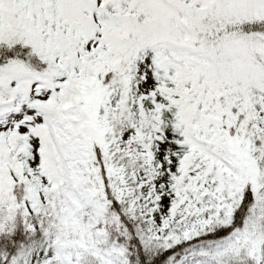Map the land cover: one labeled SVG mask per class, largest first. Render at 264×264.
<instances>
[{"label": "snow or ice", "instance_id": "6c2138e0", "mask_svg": "<svg viewBox=\"0 0 264 264\" xmlns=\"http://www.w3.org/2000/svg\"><path fill=\"white\" fill-rule=\"evenodd\" d=\"M0 264H264V0H0Z\"/></svg>", "mask_w": 264, "mask_h": 264}]
</instances>
